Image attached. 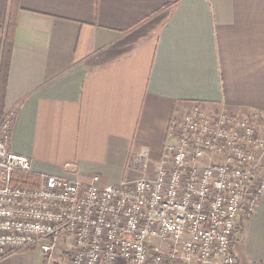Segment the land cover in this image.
<instances>
[{"label":"crops","instance_id":"1","mask_svg":"<svg viewBox=\"0 0 264 264\" xmlns=\"http://www.w3.org/2000/svg\"><path fill=\"white\" fill-rule=\"evenodd\" d=\"M193 103L264 117V0H19L3 118L36 179L149 176ZM241 224L237 264H264V192Z\"/></svg>","mask_w":264,"mask_h":264},{"label":"built area","instance_id":"2","mask_svg":"<svg viewBox=\"0 0 264 264\" xmlns=\"http://www.w3.org/2000/svg\"><path fill=\"white\" fill-rule=\"evenodd\" d=\"M1 122L0 258L35 243L46 264H237L233 236L264 192L260 115L193 103L171 116L153 174L115 184H18L30 160L9 149Z\"/></svg>","mask_w":264,"mask_h":264},{"label":"trees","instance_id":"3","mask_svg":"<svg viewBox=\"0 0 264 264\" xmlns=\"http://www.w3.org/2000/svg\"><path fill=\"white\" fill-rule=\"evenodd\" d=\"M18 8L19 0H0V119L4 115L6 84L10 66L11 49L17 24ZM16 181L18 184L26 186H34L37 184V179L30 175H26L25 177L20 175ZM35 247L36 244L34 243L10 254L31 250Z\"/></svg>","mask_w":264,"mask_h":264},{"label":"rangeland","instance_id":"4","mask_svg":"<svg viewBox=\"0 0 264 264\" xmlns=\"http://www.w3.org/2000/svg\"><path fill=\"white\" fill-rule=\"evenodd\" d=\"M3 117H4V115H3ZM2 117V119L0 120V123H2L1 121H3L4 120V118ZM261 124H264V117L261 119ZM259 176L261 177V176H264V168L260 171V173H259ZM263 194V193H262ZM233 239H234V237H233ZM37 247V246H36ZM37 248H39V247H37ZM36 248V250H35V253H38L39 252V250ZM198 264H205V263H198ZM222 264V263H221Z\"/></svg>","mask_w":264,"mask_h":264}]
</instances>
